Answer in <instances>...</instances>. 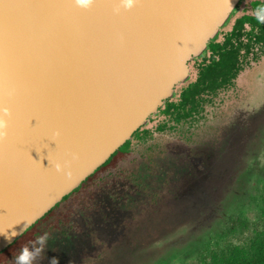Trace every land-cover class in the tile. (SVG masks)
<instances>
[{
	"label": "water",
	"instance_id": "obj_1",
	"mask_svg": "<svg viewBox=\"0 0 264 264\" xmlns=\"http://www.w3.org/2000/svg\"><path fill=\"white\" fill-rule=\"evenodd\" d=\"M102 2L0 0V105L12 110L0 142V253L159 114L244 0H139L119 13L117 0ZM31 113L37 130L25 127Z\"/></svg>",
	"mask_w": 264,
	"mask_h": 264
},
{
	"label": "rangeland",
	"instance_id": "obj_2",
	"mask_svg": "<svg viewBox=\"0 0 264 264\" xmlns=\"http://www.w3.org/2000/svg\"><path fill=\"white\" fill-rule=\"evenodd\" d=\"M255 75V80L250 82ZM259 75L261 80L257 78ZM240 87L243 91L260 88L261 101L253 109L258 116L249 124V138L240 148L237 159L229 161L230 169L217 171L220 155H216L215 150L220 140L216 143L219 130L215 125H205V129L212 132L203 129L198 172H189L188 167L185 172L181 164H192L189 161L196 157L187 155L186 160L172 151L186 147V151L188 148L193 152L198 147L188 142L184 145L180 129L167 127L161 131L156 128L158 123L149 122L144 128L150 132L149 139L140 145L134 141L125 160L132 168L129 187L121 185L122 193L128 198L121 200L122 207L127 206L123 201H128L126 221L121 231L117 229L109 236L112 240L102 238L101 244H93L91 253L115 248L114 242L121 240L125 252L121 257L118 255L115 264H221V259L236 247L250 249L264 239V60L259 67L245 71ZM227 101L232 111V97ZM154 144L158 158L152 168L148 165V153ZM124 146L121 150L128 147ZM189 175H198V183L190 184ZM189 199L198 204L185 203ZM137 211L144 215L139 214L134 219L133 212ZM162 215L166 216L162 218ZM131 228L139 230L130 232ZM129 240L132 241L130 247ZM80 262L83 261L80 259Z\"/></svg>",
	"mask_w": 264,
	"mask_h": 264
},
{
	"label": "flooded vegetation",
	"instance_id": "obj_3",
	"mask_svg": "<svg viewBox=\"0 0 264 264\" xmlns=\"http://www.w3.org/2000/svg\"><path fill=\"white\" fill-rule=\"evenodd\" d=\"M259 4H264V0H245L241 4L239 12L230 21V24L222 30L220 38L218 37L211 42L208 53L190 63L191 77L188 82L177 87V96L168 99L160 109L159 114L150 118L149 122L152 124L158 123L156 128L161 131H165L167 127L171 130L180 129L184 145H188V142L191 146L198 147L193 152L188 148L186 151V147H183L182 150L172 151L177 155L184 156L186 160L187 155L196 157L195 160L189 161H192V164H181V166H184V171L188 167L189 172H198V152L201 151L199 147L203 146V129L210 131L208 128L205 129L206 123H209L211 127L215 125L216 129L219 130V132H216V137L219 136L216 143L220 140L218 143L219 148L215 150L216 155H220L216 162L217 171L225 172L230 169L229 161L237 159L240 148L245 146V142L249 138V124L258 116V113L253 109H256V105L261 101L259 99L260 88L259 90L253 88L246 91L240 90V80L246 70L259 67L264 60V23L254 19L261 16ZM263 11L262 14L264 15ZM226 54H229L233 60L229 68L230 77L227 81L218 78L208 81L203 76L204 67L211 61L215 64L222 63ZM255 77L256 75L250 79V82H253ZM257 78L261 80L260 75ZM229 97H232V111H230V103L227 101ZM147 125L139 129L137 137H135L136 132L134 138L130 141H136L139 143L138 145L147 141L150 135L149 130L144 129ZM151 146L153 150L148 153L150 161L148 165L150 164L154 168L152 163L157 160L158 156L155 154V144ZM172 152L170 155H172ZM224 159L227 161L226 164ZM146 170L148 171V168ZM189 177L191 178L190 184L198 183V175L197 177L189 175ZM170 182L176 183V180L170 179ZM194 198L196 199V197ZM119 200V211L123 213L122 197ZM153 200L152 197V203ZM185 203L198 204L196 200L190 199ZM136 206L139 209L142 208L139 203H136ZM195 209L197 208L195 207ZM128 214L124 212L123 216L118 218V228L112 233L117 229L121 231L123 222L126 221L124 216ZM139 214L144 215V213L138 211L133 212L134 219L139 217ZM166 215H162V218ZM147 218L149 216L145 219ZM138 230V228H131L129 231ZM108 238L107 236L106 239ZM112 239L109 238V240ZM114 243L115 248L107 251H101V249L98 250V253L80 251L77 255L71 247L51 245L40 240L32 246V254L28 264H115L114 262L119 259L118 255L121 257L125 251L122 248L121 240ZM128 245L129 247L132 245L131 240H129ZM80 259L83 262H80Z\"/></svg>",
	"mask_w": 264,
	"mask_h": 264
},
{
	"label": "trees",
	"instance_id": "obj_4",
	"mask_svg": "<svg viewBox=\"0 0 264 264\" xmlns=\"http://www.w3.org/2000/svg\"><path fill=\"white\" fill-rule=\"evenodd\" d=\"M259 5L261 16H264V4ZM254 19L260 22L257 18ZM223 59L222 63L215 64L211 61L204 67L203 76L208 81L213 78L228 80L233 60L229 54L224 55ZM133 142L128 141L125 144L128 145L126 150H118L78 189L1 252L0 264H23L17 259L22 255V249L27 248L32 254V246L40 240L51 245L71 247L79 255L80 251L86 253L93 244H101L100 239L109 237L118 228V218L128 211V201H123L124 206L127 205L123 207L124 212L119 211V199H128L122 193L121 185L129 187L128 181L132 180V168L127 165L129 161L125 160ZM221 264H264V239L250 249L236 247L226 258L221 259Z\"/></svg>",
	"mask_w": 264,
	"mask_h": 264
},
{
	"label": "clouds",
	"instance_id": "obj_5",
	"mask_svg": "<svg viewBox=\"0 0 264 264\" xmlns=\"http://www.w3.org/2000/svg\"><path fill=\"white\" fill-rule=\"evenodd\" d=\"M97 0H73L74 5L77 8L84 9V10H90L94 7ZM139 3V0H117V2L114 4V11L119 13L121 9L124 10H132L135 7H137ZM257 19L264 23V16H258ZM11 95V93H9ZM12 118V110L10 107L5 105H0V142L5 141L9 136V129H10V123ZM37 121V120H36ZM38 124V121H37ZM30 125L35 128L37 126ZM60 135L59 132H57L53 138H51L53 141L56 142L55 137H58ZM29 157L32 159L31 155L28 154ZM33 160V159H32ZM34 162H37L36 160H33ZM38 163V162H37ZM53 167L57 173H63L65 172V162L62 163L60 161H55L53 163ZM30 252L27 248L22 249V255H20L17 259L20 262H23V264H28V261L30 260Z\"/></svg>",
	"mask_w": 264,
	"mask_h": 264
},
{
	"label": "snow or ice",
	"instance_id": "obj_6",
	"mask_svg": "<svg viewBox=\"0 0 264 264\" xmlns=\"http://www.w3.org/2000/svg\"><path fill=\"white\" fill-rule=\"evenodd\" d=\"M109 5L102 2V0H97L96 4L94 5L93 8H105V7H108ZM53 7H76L74 4H67V5H57V6H53ZM33 119L37 120L38 121V124L35 128H33L31 125H30V121H32ZM41 126V118L38 114H35V113H31L29 114V116L26 118L25 120V127L28 128L29 130H37L39 129V127ZM56 133H54L53 135H55Z\"/></svg>",
	"mask_w": 264,
	"mask_h": 264
}]
</instances>
